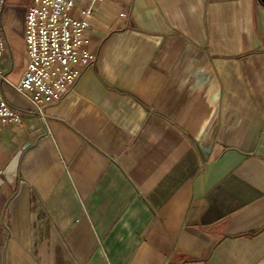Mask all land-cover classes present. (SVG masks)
Returning <instances> with one entry per match:
<instances>
[{
	"label": "crops",
	"instance_id": "crops-1",
	"mask_svg": "<svg viewBox=\"0 0 264 264\" xmlns=\"http://www.w3.org/2000/svg\"><path fill=\"white\" fill-rule=\"evenodd\" d=\"M30 1L3 14L12 82ZM93 8L97 59L45 120L2 83L29 112L0 121V176L24 149L0 188V264H264V4Z\"/></svg>",
	"mask_w": 264,
	"mask_h": 264
},
{
	"label": "built area",
	"instance_id": "built-area-1",
	"mask_svg": "<svg viewBox=\"0 0 264 264\" xmlns=\"http://www.w3.org/2000/svg\"><path fill=\"white\" fill-rule=\"evenodd\" d=\"M82 0H31L22 24L27 63L16 82L7 77L0 63V121L18 123L29 111L10 103L2 90L9 82L33 105V111L46 119V106L74 88L84 69L97 59L91 46L92 2L80 9ZM8 0H0V59L6 46L3 19ZM79 10V11H78Z\"/></svg>",
	"mask_w": 264,
	"mask_h": 264
},
{
	"label": "water",
	"instance_id": "water-1",
	"mask_svg": "<svg viewBox=\"0 0 264 264\" xmlns=\"http://www.w3.org/2000/svg\"><path fill=\"white\" fill-rule=\"evenodd\" d=\"M260 1L264 4V0ZM23 151L24 149H19L12 157V159L8 162L6 167L2 170V174L0 176V188L6 182L12 181V179L17 175Z\"/></svg>",
	"mask_w": 264,
	"mask_h": 264
},
{
	"label": "rangeland",
	"instance_id": "rangeland-1",
	"mask_svg": "<svg viewBox=\"0 0 264 264\" xmlns=\"http://www.w3.org/2000/svg\"><path fill=\"white\" fill-rule=\"evenodd\" d=\"M10 5H9V2L7 4V7H6V13L7 11L9 10ZM12 10V9H11ZM14 14L16 16V18H14V21H13V26L16 30V32L20 35H22V24H23V16H24V13H25V10L22 6L21 7H15L14 9ZM11 61V56H10V51L9 49L7 48L4 52H3V57H2V63L4 65H10V62Z\"/></svg>",
	"mask_w": 264,
	"mask_h": 264
}]
</instances>
